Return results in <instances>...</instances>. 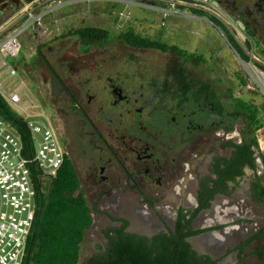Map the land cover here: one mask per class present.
Instances as JSON below:
<instances>
[{"label":"flooded vegetation","instance_id":"1","mask_svg":"<svg viewBox=\"0 0 264 264\" xmlns=\"http://www.w3.org/2000/svg\"><path fill=\"white\" fill-rule=\"evenodd\" d=\"M129 29L131 28L121 33H125ZM115 40L117 39L113 41ZM113 41L103 46H92L88 51L91 48H105ZM117 41L127 49L157 53L159 66L150 65L151 61L141 59L134 61L123 58L130 64H146L154 71V76L147 80L148 88L145 91L141 88L138 89L141 91L138 98L135 96L138 91L136 88L129 94L118 86L115 80L110 77L111 74H107L105 77L106 80L111 81L109 92L114 98L113 108L120 103H126L129 98L134 100L135 105H138L135 112L146 111V118L141 114L139 117L148 120V125H145L143 120H139L137 134H130L127 131L126 126L121 122L122 113H118L117 117H112L102 107H96L87 92L80 89L73 92L58 76L61 83L58 84L56 81L59 90H61L59 95L63 99L66 98V105L63 109L67 108L72 113L73 129L78 131L79 136H82L81 132L86 130L87 135L99 143L97 146L95 145V149L100 150L98 151L100 154H97L100 158L91 168V182L94 186L93 198L87 195L88 186L86 189L84 188L76 167L77 161L74 157L72 138L67 133L66 119L71 115L61 114L58 109H55V104L50 105L53 113L46 114L57 133L65 156L74 168L79 191L85 197L89 207L91 224L86 231L95 230V234L101 240V245L97 249L100 248L102 251H105L107 247L106 235H114L115 230H123L126 234L148 239L161 233L168 234L169 231L175 230L180 215H184V220L191 218L197 207L199 193H205L206 187H216L222 191L214 195L209 202V207L201 210L191 221V229L196 226L198 229H203L201 227L208 222L213 226L221 222L220 228L203 231L196 237L200 239V237L218 231L222 236V242L220 245H216L222 253L220 261L223 264H247L254 256L245 257L241 262H238L237 256L231 255L238 248V246L234 247L238 242L236 241L237 235L229 224L231 215L218 216L212 212V208L213 205L223 200L228 203L238 202L241 194L238 193L237 186L245 177L246 171L253 172L248 167L243 168L242 176L236 175L235 170L228 174L222 171L224 169L222 160L229 161L234 150L225 144L227 142L239 144L242 138L241 132L251 130L249 122L246 129H241L236 124L237 122L224 125L220 119L222 109L219 113L218 103L217 108L214 109L216 114L209 115V112L206 111L207 114L196 117L191 111L187 115L183 114L181 119L174 118L172 112L177 106L174 102L176 95L180 97L181 106L189 103L191 98H196L197 102L198 99L200 101L199 89L203 87L196 83V93L191 97L187 96V92L189 89H193L192 78H202V75L207 77L208 60H205L204 55L194 49L192 52H188L178 48L185 53L178 54L171 50L162 52L154 49L131 48L124 42ZM52 79L54 80V78ZM152 81L159 82L158 85L162 92L157 86L153 87L155 83ZM173 81L179 85L178 92L176 86L170 87ZM61 84L62 86H60ZM205 101L208 102V97ZM61 105L63 106V103ZM200 106L202 104H198V107ZM231 109L233 112L240 113L234 109L233 101ZM170 113L171 115H169ZM54 121L57 123L56 125ZM229 125L233 126V134L226 137L228 134L225 133V130L229 128ZM215 126L222 128L221 134L211 132ZM258 156V152L254 150L253 157L256 166L258 165ZM217 165L219 166L217 167ZM245 201L246 204L252 203V196L250 194L243 196L242 202ZM246 211L247 215L252 214L250 208ZM202 212H210L212 216L201 218ZM149 220L152 221L150 228H143L142 223ZM255 226V222L246 224L243 246L249 247L251 242L253 243L252 240L256 237L253 234ZM190 238L192 237L187 238L188 243ZM192 249L200 255H205L201 253V244L198 248L192 247ZM260 262L264 264V261ZM217 264L219 263L217 262Z\"/></svg>","mask_w":264,"mask_h":264},{"label":"rangeland","instance_id":"2","mask_svg":"<svg viewBox=\"0 0 264 264\" xmlns=\"http://www.w3.org/2000/svg\"><path fill=\"white\" fill-rule=\"evenodd\" d=\"M128 1L141 3L147 8L133 7L130 9L128 7L126 9V11H129L127 19L119 20L120 13L124 11V5L117 2V0H75V3L64 5L56 10L54 14L57 27L47 25V29L51 32L50 36L47 39L38 38L37 36L31 37L30 30L24 31L19 37L21 50L18 56L10 61L18 78L17 80H10L11 84L13 86L18 85L17 93L27 97L28 102L33 104V111L51 115L53 110L50 105L55 104V109H58L61 114L71 115L70 118L66 119L67 133L72 138L80 180L85 189L88 186L87 195L92 198L94 196V186L91 182V168L100 158L97 155L100 150L95 149V145L97 146L99 143L89 137L86 130L81 132L82 136H79L78 131L73 129L72 113L67 108L63 109L66 105V98H61L59 95L61 90H59L55 79L51 78L50 73L35 58L36 51L39 49L52 70L73 92H77V89L87 92L88 97H92L95 102V106L102 107L112 117H117L118 113H122L121 122L130 134L138 133L139 120H143L144 124L148 125V120L143 118L146 111L135 112L138 105H135L134 100L129 98L126 103H120L113 108L114 98L109 92L111 81L106 80L105 77L107 74H111L110 77L115 80L118 86L129 92V94L135 88L137 90L141 88L145 91L148 88L147 80L149 77L154 76L153 69L146 64L127 63L123 58L134 61L136 59L151 61L150 65L152 66H159V64L156 57L157 53L127 49L117 40L105 48H91L88 53H82L76 39L70 35L77 29L84 27L100 28L111 35H118L131 28L135 34L146 39L157 40L188 52H192L194 49L196 52L202 53L205 60H208L207 77L202 75V78H192L193 89H189L187 92V96L191 97L196 93V83L203 87L199 89L201 102L199 99L197 102L196 98H191L189 103L181 106L180 97L176 95L174 102L177 106L172 112L176 119H181L183 114L187 115L191 111L194 112L193 115L196 117L207 114L206 111L209 112V115L216 114L214 109L217 108L218 103L219 113L222 109L220 119L224 125L237 122L236 124L241 129H246L249 120L243 114L233 112L231 109V102L234 99H242L257 106L260 116L264 119V96L259 94L255 84L249 80L244 63L242 64L238 58V53H241L242 50L248 58L246 63H249V60L253 58L252 65H255V67L264 66V50H261L264 49V40L261 41L257 37H251L249 32L255 34V31L251 30L255 26V23H251L252 20L254 22L264 20V0H260L257 5L253 6H250L248 0H234L233 2H242L241 6L236 9L233 8L232 1L209 0L211 5L220 8L224 13V15L219 16L221 23L216 22L217 20L201 11H198L201 15L197 13L196 16L205 17L209 23H199L195 19L179 15L164 16L159 11L163 8V4L156 0ZM13 4L8 3V0H0V23L18 8L17 0ZM233 10H235L237 16L233 13ZM235 25L237 27L241 26L244 31L239 30V28L237 30ZM232 34L240 37L241 49L239 40ZM4 78H7V74L0 77L1 80ZM160 82H162V79H160ZM152 83H155L153 87L157 86L162 92L161 87L158 85L159 82L152 81ZM172 86H176L178 92L179 85L173 81V84H170V87ZM140 92V90L136 92L135 96L137 98ZM207 97L208 102L205 101ZM198 104H202V106L198 107ZM128 109L129 111H127ZM202 109L204 110L202 111ZM139 114L143 117L140 118ZM193 119L196 120L195 117ZM54 123L57 124L55 121ZM221 130L222 128L215 126L211 132L221 134ZM225 133L228 134L226 137L232 135L233 126L229 125ZM255 136L258 145L257 152L264 155V127L256 131ZM259 175L260 177L254 179L253 174L246 171L245 177L237 186L238 193L249 196L250 190L253 189L254 191L261 184L262 175L260 170ZM86 176L88 177L86 178ZM249 205L245 201L242 205V212L247 210ZM207 214H210V217L212 216L211 213ZM151 222V220L141 222L142 227L145 229L150 228ZM95 233L93 229L85 231L83 241L79 247L77 264H85L87 259L101 245V240L98 239ZM247 264L262 263L254 257Z\"/></svg>","mask_w":264,"mask_h":264},{"label":"trees","instance_id":"3","mask_svg":"<svg viewBox=\"0 0 264 264\" xmlns=\"http://www.w3.org/2000/svg\"><path fill=\"white\" fill-rule=\"evenodd\" d=\"M14 1L16 0H8V3L14 5ZM190 11L194 15L197 13L201 15L196 10ZM70 35L76 39L82 53H86L92 46H103L117 39L131 48L154 49L162 52L171 50L178 54H185L176 47L145 39L131 29L125 33L111 35L100 28L84 27L73 31ZM238 55L241 60L247 61L242 50ZM35 58L58 84L61 83L39 49L36 51ZM233 103L234 109L249 120L251 130L241 132L242 138L239 144L231 142L225 144L234 150L229 161L222 160L224 165L222 171L228 174L235 170L236 175L242 176L244 167L252 171L256 170L253 157L254 150H258L255 132L264 127V119L260 116L257 106L242 99H234ZM0 113L18 131L25 148L28 149L31 143L25 124L9 112L1 98ZM258 155L264 166V155ZM214 182L217 184L216 181ZM220 191L222 190L216 187H206L205 193H199L197 207L191 218L184 220V215H180L175 230L169 231L168 234L161 233L150 239L129 235L123 230H115L114 235L107 234L105 251L99 248L98 252L92 254L85 264H217L218 261L209 256L195 252L187 242V238L203 232L191 229V221L201 210L209 207L210 200ZM36 204V218L27 239L22 264H77L79 247L83 241L84 232L91 224V217L86 199L79 191L74 168L66 156L56 176L38 184ZM252 255L259 261H264V251L256 250Z\"/></svg>","mask_w":264,"mask_h":264},{"label":"built area","instance_id":"4","mask_svg":"<svg viewBox=\"0 0 264 264\" xmlns=\"http://www.w3.org/2000/svg\"><path fill=\"white\" fill-rule=\"evenodd\" d=\"M156 1L167 6L159 9L164 16L179 15L199 23H209L205 17H197L190 10L204 12L218 22H221L219 16L224 15L209 0ZM117 2L124 5L119 20L127 19L128 7L147 8L128 0ZM72 3L75 0H17L18 8L0 23V77L7 74V78L0 79V98L9 112L25 124L31 143L26 149L18 131L0 113V264H22L27 239L36 218L38 184L56 176L65 156L47 116L33 111V104L28 102L27 97L17 93L18 85L11 84L10 80L18 78L10 61L21 50L19 37L24 31L30 30L31 37L47 39L51 33L47 25L57 27L56 10ZM238 58L244 63L249 80L264 96V69H261L264 66L252 65L253 58L249 63Z\"/></svg>","mask_w":264,"mask_h":264},{"label":"crops","instance_id":"5","mask_svg":"<svg viewBox=\"0 0 264 264\" xmlns=\"http://www.w3.org/2000/svg\"><path fill=\"white\" fill-rule=\"evenodd\" d=\"M231 1L233 3L232 6L234 9L239 8L241 6L242 2L239 3L238 1L233 2L234 0H228V2H231ZM259 1L260 0H248V2L251 4L250 6L257 5ZM163 7L166 8L167 6L163 4ZM233 13L237 16V13L235 12V10H233ZM251 23H255V26L251 29L252 31L253 30L255 31V34L249 31L251 33V37H257L261 41L264 40V20L257 21V22H254L252 20ZM222 26H225V25H222ZM238 28L239 30L244 31V29L241 26L239 27L236 26L237 30ZM232 35L239 40V47L241 48L240 37L235 36L234 34ZM247 41H248V37H247ZM261 50H264V49H261ZM257 161H258V165L256 166V170H254L251 173L253 174V178L256 179L260 177L259 175V170H260L262 176H261V184H259L254 191L253 189L250 190V195H252V203H250L249 208L252 210L251 211L252 214L247 215L246 210L242 212L243 195H241L242 197L240 196V200L238 202L235 201L234 203H228L226 200H223L213 205V208H212V212L218 216H221L224 214L226 215L228 214V216L231 215L229 224L231 225V229L237 235L236 241H238L237 244L234 243L235 244L234 247L238 246L237 251L235 253H232L231 255L232 256L236 255L237 256L236 260L238 262H241L242 259H244L245 257L254 256L252 255V253H254L256 250L264 251V166H262L260 158H258ZM207 213H210V212H207ZM207 213L202 212L200 217L201 218L210 217V214H207ZM250 222L256 223V226L254 227V230H253L254 231L253 234H255L256 237L255 239L252 240L253 243L251 242L249 247H245L243 246V243H244L243 236L246 230L245 226L247 223H250ZM216 224L213 226L212 224H210V222H208L206 225L201 227L203 229H198L197 226L194 224L196 227L193 230L207 231V230L217 229L221 227L220 226L221 222L216 223ZM221 242H222V236L220 235V233H218V231H214L213 233H210L204 237H200V239L194 236V238L192 239V246L194 249H196L201 244V248H202L201 253L209 256L213 260H216L222 263V261H220V258L222 257V253L218 250L217 248L218 246H216V245H220ZM250 246H251V249H250ZM237 252H238V255H237ZM254 257L256 258V256ZM256 260L259 261L257 258Z\"/></svg>","mask_w":264,"mask_h":264},{"label":"water","instance_id":"6","mask_svg":"<svg viewBox=\"0 0 264 264\" xmlns=\"http://www.w3.org/2000/svg\"><path fill=\"white\" fill-rule=\"evenodd\" d=\"M194 237H192V238H190L188 241H189V243H190V245L192 246V239H193ZM193 247V246H192ZM219 264H223V263H220V262H218Z\"/></svg>","mask_w":264,"mask_h":264}]
</instances>
